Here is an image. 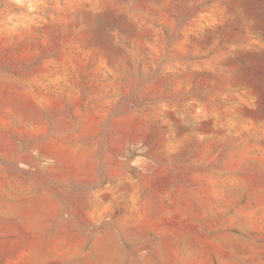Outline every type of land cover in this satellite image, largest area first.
<instances>
[{
	"label": "rangeland",
	"instance_id": "374dc122",
	"mask_svg": "<svg viewBox=\"0 0 264 264\" xmlns=\"http://www.w3.org/2000/svg\"><path fill=\"white\" fill-rule=\"evenodd\" d=\"M0 264H264V0H0Z\"/></svg>",
	"mask_w": 264,
	"mask_h": 264
},
{
	"label": "crops",
	"instance_id": "0c3cea01",
	"mask_svg": "<svg viewBox=\"0 0 264 264\" xmlns=\"http://www.w3.org/2000/svg\"><path fill=\"white\" fill-rule=\"evenodd\" d=\"M88 177H92V179L95 177V175H89Z\"/></svg>",
	"mask_w": 264,
	"mask_h": 264
}]
</instances>
